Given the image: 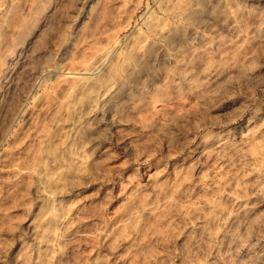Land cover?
I'll return each mask as SVG.
<instances>
[{"label":"rangeland","instance_id":"1","mask_svg":"<svg viewBox=\"0 0 264 264\" xmlns=\"http://www.w3.org/2000/svg\"><path fill=\"white\" fill-rule=\"evenodd\" d=\"M0 264H264V0H0Z\"/></svg>","mask_w":264,"mask_h":264}]
</instances>
